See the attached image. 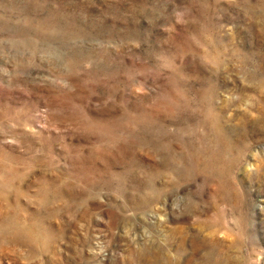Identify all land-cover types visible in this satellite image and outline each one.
Listing matches in <instances>:
<instances>
[{"label":"rangeland","instance_id":"rangeland-1","mask_svg":"<svg viewBox=\"0 0 264 264\" xmlns=\"http://www.w3.org/2000/svg\"><path fill=\"white\" fill-rule=\"evenodd\" d=\"M0 264H264V0H0Z\"/></svg>","mask_w":264,"mask_h":264}]
</instances>
